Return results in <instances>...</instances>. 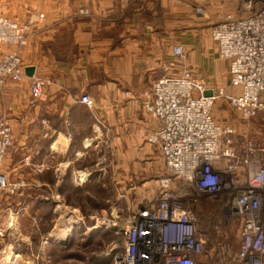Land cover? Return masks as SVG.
I'll return each instance as SVG.
<instances>
[{
  "label": "built area",
  "instance_id": "obj_1",
  "mask_svg": "<svg viewBox=\"0 0 264 264\" xmlns=\"http://www.w3.org/2000/svg\"><path fill=\"white\" fill-rule=\"evenodd\" d=\"M209 30L217 57L229 62V91L222 88L205 97V83L190 68L162 75L143 91L138 100L141 110L158 122V129L144 139L157 146L167 175L155 200L127 213L115 210L112 223L106 224L120 235L105 251L111 264H198L203 240L197 237L191 206L198 198L217 196L226 198L227 211L241 223V240L229 264H264V130L248 125L250 119L264 123V0H236L235 12L226 13ZM29 35L28 23L0 15V46L9 47L0 50V86L29 80L28 100L34 106L43 98L46 80L35 69L25 74L32 65L23 63L20 51ZM173 52L184 58L180 45H173ZM223 97L237 122L214 119L211 107ZM79 100L88 108L94 106L86 94ZM12 140L9 119L3 114L0 190L10 188L2 163ZM23 159L29 164V156ZM45 168L34 166L36 172ZM90 174L80 169L72 179L80 185ZM177 182L184 188L174 189Z\"/></svg>",
  "mask_w": 264,
  "mask_h": 264
},
{
  "label": "crops",
  "instance_id": "obj_2",
  "mask_svg": "<svg viewBox=\"0 0 264 264\" xmlns=\"http://www.w3.org/2000/svg\"><path fill=\"white\" fill-rule=\"evenodd\" d=\"M15 1L20 7L16 20L28 23L30 31L22 61L45 78L46 87L34 106L29 105L27 79L7 82L1 92L8 115L19 117L25 126L28 122L34 151L41 149L37 141L45 140V153L57 157L48 161L42 155L35 162L46 167L41 172H52L53 182H59L65 172L70 176L79 171L80 167L73 169V162L103 138L110 140L114 159L120 164L129 161L135 167L144 161H162L157 146L144 140L158 129V122L138 102L158 77L190 68L206 89H222L225 76L229 84V62L217 57L209 27L226 13H234L236 0L9 3ZM173 45L183 47L184 64L176 58ZM8 49L0 46V50ZM83 94L94 99L92 108L79 100ZM41 118L48 120L46 126L39 123L32 128V122Z\"/></svg>",
  "mask_w": 264,
  "mask_h": 264
},
{
  "label": "rangeland",
  "instance_id": "obj_3",
  "mask_svg": "<svg viewBox=\"0 0 264 264\" xmlns=\"http://www.w3.org/2000/svg\"><path fill=\"white\" fill-rule=\"evenodd\" d=\"M19 8L17 1L0 0L1 16L16 20ZM22 8V12L27 9ZM176 58L181 63L184 60ZM226 79L223 89L229 91ZM4 86H0V121L3 114L8 117L13 140L2 163L10 188L0 190V264H108L105 251L117 243L120 235L115 226L108 228L106 224L112 223L116 211L127 213L159 196L160 181L167 175L164 161H144L135 167L129 161L120 164L114 159L110 140L103 138L73 162V169L92 172L85 182L78 185L67 172L59 182H53L50 170L36 172L34 166L42 155L48 161L57 157L45 153V140L37 141L41 149L34 151L28 122L25 126L19 117L8 115L1 92ZM210 111L218 123L238 121L225 97L217 100ZM81 115L86 117L83 112ZM47 121H34L32 128L39 123L44 128ZM248 125L255 131L264 130L263 121L258 119H250ZM25 156H29V164L24 162ZM172 187L184 188L180 182ZM191 208L196 215L197 237L203 240L198 264H229L241 240V223L227 211L226 198L201 197ZM61 233L65 237L57 238Z\"/></svg>",
  "mask_w": 264,
  "mask_h": 264
},
{
  "label": "water",
  "instance_id": "obj_4",
  "mask_svg": "<svg viewBox=\"0 0 264 264\" xmlns=\"http://www.w3.org/2000/svg\"><path fill=\"white\" fill-rule=\"evenodd\" d=\"M34 69L33 66H28L26 67L25 69V74L28 76V75H31L33 72H34ZM202 95H204L205 97L206 96H211L212 95V90L210 89H206L205 91H203Z\"/></svg>",
  "mask_w": 264,
  "mask_h": 264
},
{
  "label": "bare ground",
  "instance_id": "obj_5",
  "mask_svg": "<svg viewBox=\"0 0 264 264\" xmlns=\"http://www.w3.org/2000/svg\"><path fill=\"white\" fill-rule=\"evenodd\" d=\"M65 237V234L64 233H61V234H58L57 235V238H64Z\"/></svg>",
  "mask_w": 264,
  "mask_h": 264
}]
</instances>
